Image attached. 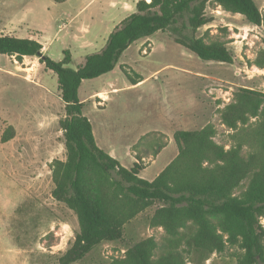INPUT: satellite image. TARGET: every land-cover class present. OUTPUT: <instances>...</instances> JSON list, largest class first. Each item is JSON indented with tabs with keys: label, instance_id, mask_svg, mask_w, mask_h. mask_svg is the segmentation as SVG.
<instances>
[{
	"label": "rangeland",
	"instance_id": "1",
	"mask_svg": "<svg viewBox=\"0 0 264 264\" xmlns=\"http://www.w3.org/2000/svg\"><path fill=\"white\" fill-rule=\"evenodd\" d=\"M135 1L0 0V35L37 41L55 62L68 50L70 67L75 69L86 55L104 47L117 26L112 24L132 14ZM254 2L264 15V0ZM205 14L211 22L197 31V37L207 34V39L227 42L233 57L231 65L202 61L167 33L156 32L130 45L110 73L83 80L78 89L97 146L118 157L123 167L133 163L129 149L132 137L156 131L143 138L142 145L167 144L149 166L154 157L145 159L147 167L139 176L147 181L173 160L177 152L175 132L199 130L206 125L205 121L190 124L182 119L190 107L200 104L207 109L206 121L218 130L215 142L229 145L217 106L229 103L240 87L258 90L263 85L264 68L253 62L264 48V22L254 26L243 16L214 4L206 7ZM13 60L0 55V69L6 71L0 72V264H59L79 231L75 214L51 196L54 186L50 164L65 160L66 153L59 125L64 104L56 75L37 58L26 57L20 63ZM121 66L143 81L131 86ZM113 88L118 94H108L107 103L101 96L96 101V92L107 93ZM122 125H126L124 132ZM11 130L13 138L2 142L4 133ZM159 132L161 136L156 135ZM133 145L131 150L136 152ZM157 207L126 224L120 240L101 243L73 264H114L136 243L149 237L162 240V229L149 225ZM240 253L234 247L211 255L191 250L186 260L188 264H237Z\"/></svg>",
	"mask_w": 264,
	"mask_h": 264
},
{
	"label": "trees",
	"instance_id": "2",
	"mask_svg": "<svg viewBox=\"0 0 264 264\" xmlns=\"http://www.w3.org/2000/svg\"><path fill=\"white\" fill-rule=\"evenodd\" d=\"M211 4L254 26L264 22L254 0H138L135 11L112 30L104 47L86 55L75 69L70 67L68 50L55 62L37 41L0 35V55L19 63L35 57L56 75L64 104L59 125L66 153L65 160L50 164L51 196L75 214L79 231L59 264L76 263L101 243L120 240L126 224L156 205L149 225L162 229L164 238L136 243L114 264H188L186 254L191 250L211 255L229 247L241 251L237 264H264V92L240 87L221 109L229 145L215 142L218 130L212 124L175 132L177 155L152 181L139 174L146 168L145 159L167 145H142V139L156 131L134 144L135 162L125 168L97 146L78 98L83 80L110 73L130 45L156 32L167 33L202 61L231 65L227 42L196 35L211 22L205 14ZM253 64L264 68V48ZM120 70L132 85L137 83L124 66ZM12 138L13 130L1 140Z\"/></svg>",
	"mask_w": 264,
	"mask_h": 264
},
{
	"label": "crops",
	"instance_id": "3",
	"mask_svg": "<svg viewBox=\"0 0 264 264\" xmlns=\"http://www.w3.org/2000/svg\"><path fill=\"white\" fill-rule=\"evenodd\" d=\"M146 1H149V0H146ZM136 2H137V1H135L134 4H136ZM120 22H121V21H117L116 23H113V24H112V27L118 25ZM115 24H116V25H115ZM63 26H64V25H63ZM145 41H147V40H145ZM42 47H43V46H42ZM42 52H43V54L45 53V48H44V47L42 48ZM8 57H9V56H8ZM9 58H10V59H11V58L14 59V57H9ZM24 58H26V57H24ZM24 58H23V59H24ZM14 60H15V59H14ZM14 60H13V63H14ZM0 72L6 74V73H5V72H6L5 70L0 69ZM7 74H15V73L9 72V73H7ZM130 75H131V74H130ZM134 75H135V74H134ZM131 76H132V75H131ZM132 77H133L134 81H137V83H136L135 85H132V84H131V86H137L138 84H140V82L143 81V79H141L138 75H135V77H134V76H132ZM199 77H200V78H204V79H209L208 76H202V75H201V76H199ZM263 77H264V76H263ZM262 81H263V85H262L261 87L258 88V91L264 92V79H263ZM245 88H248V89H254L252 86H248V87H245ZM115 91H117V89H114V88H113V89H111L110 91H107V93H106V92H96V93L94 94V96L97 95V97H95V98H96V101H97L98 97H100V96H101V97H104L102 101H103V103L105 104V103H107V101H108V100L106 99V97H107L108 94H111V95H112V94H118V93H115ZM104 93H105V94H104ZM103 94H104L105 96H103ZM81 102H83V101H81ZM229 102H230V101H229ZM98 104H101V102L99 101ZM227 104H228V103H227ZM225 105H226V104H223V103H222V105L220 104V105L217 106V109H222ZM207 111H208L207 109H206V110L202 109V106H201L200 104H197L196 107H190V108L186 111V113H184V116H183L182 119L188 121L190 124H191V123H197V122H199V121L202 123V122L205 121L204 123L207 125V124L209 123L208 121H206V120H208V117H207ZM175 117H176V116H175ZM206 122H207V123H206ZM204 123H202V124H204ZM222 126H223V125H222ZM125 127H126V125H122V126H121V130H122V132H124ZM203 127H204V126H202V128H203ZM223 127H224V126H223ZM226 133H228V132L226 131ZM143 135H145V134H143ZM143 135H137V136H135V137H132V139L129 140V142L131 143V144H130L131 146L129 147V149H130V151H131L130 156L133 158V163L135 162V159H134L135 152H134L133 150H131L132 145H133L134 143H137V141H138V140L140 139V137H142ZM133 146H134V145H133ZM166 146H167V145H166ZM164 149H165V148H164ZM161 152H162V151H161ZM161 152H160V153H161ZM160 153H159V154H160ZM159 154H158V155H159ZM158 155H157V156H158ZM176 155H177V152L175 153L174 158L176 157ZM157 156H155L154 158L150 159V163L148 164V166L156 160V157H157ZM114 158L120 163V161L118 160V157H117V158L114 157ZM174 158H173V159H174ZM170 162H171V161H170ZM170 162H169V163H170ZM133 163H132V164H133ZM169 163H168V164H169ZM120 164H121V163H120ZM132 164H131V166H132ZM168 164H167V165H168ZM167 165H166V166H167ZM121 166H122V165H121ZM131 166H130V167H131ZM166 166H165V167H166ZM130 167H129V168H130ZM146 167H147V166H146ZM165 167H164V168H165ZM164 168H163V169H164ZM163 169H162V170H163ZM162 170H161V171H162ZM161 171H160V172H161ZM160 172H159V173H160ZM159 173H158V174H159ZM158 174H157V175H158ZM139 175H140V174H139ZM157 175H155V177H156ZM155 177H154V178H155ZM151 181H152V180H151Z\"/></svg>",
	"mask_w": 264,
	"mask_h": 264
}]
</instances>
